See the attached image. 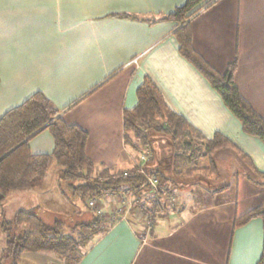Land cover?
<instances>
[{"label": "crops", "instance_id": "1", "mask_svg": "<svg viewBox=\"0 0 264 264\" xmlns=\"http://www.w3.org/2000/svg\"><path fill=\"white\" fill-rule=\"evenodd\" d=\"M186 1L0 0V117L41 93L66 123L87 132L85 152L96 175L130 171L137 157L124 141L123 112L136 106L137 88L147 77L172 112L206 139L221 133L264 173V144L242 132L220 96L179 54L177 24L161 20ZM189 24L194 50L213 69L224 73L236 59L238 93L264 119V0H205ZM157 139L146 166L164 171V143ZM28 147L32 154H50L52 137L43 131ZM216 154L230 157L234 174L216 164V185L166 180L178 190L179 204L158 215L146 242L138 240L140 225L130 216L93 238L79 264H256L261 220L235 229L233 222L264 202V187L237 174L239 161L231 152ZM40 190L12 196L29 198L31 210L24 211L45 218L47 192ZM61 202L48 205L66 210ZM110 209L106 204L104 212ZM19 264L63 263L53 254L27 252Z\"/></svg>", "mask_w": 264, "mask_h": 264}, {"label": "trees", "instance_id": "2", "mask_svg": "<svg viewBox=\"0 0 264 264\" xmlns=\"http://www.w3.org/2000/svg\"><path fill=\"white\" fill-rule=\"evenodd\" d=\"M204 3L205 0H187L161 20L177 24L174 35L179 54L220 96L225 108L239 122L242 132L264 144V119L243 100L234 83L236 59L228 64L224 73H219L192 46L189 20ZM136 97V106L123 112L124 141L136 154L150 150L153 137L154 144L157 137L163 141L166 169H154L161 184H166L169 179H179L176 175L185 165L201 155L202 147L195 143L198 140L205 146L210 165L187 168L183 176L194 173H199L200 178L216 176L217 166L213 157L218 152L228 151L239 161L241 168L237 174L264 187V173L256 169L246 154L221 133H214L212 139L204 138L183 117L167 107L160 91L149 78H144L137 88ZM43 131L52 137L53 150L50 154H32L28 142ZM87 137L84 129L66 123L59 110L38 92L0 117V205L11 192L37 188L41 181L48 178L51 169L57 167L60 192L67 200L81 201L87 214L85 220L68 227L67 221L72 220L69 215L47 222L33 212L17 211L12 230L7 223H0V229L5 233L0 264H19L22 254L27 252L53 254L63 264H79L91 239L104 234L100 228L102 221L88 207V200L103 193L117 194L123 187L138 192L143 176L134 169L135 175L131 177L109 170L95 174L94 163L85 152ZM254 218L261 220L263 231L262 253L256 264H264V202L235 217L233 229ZM64 228H69L73 235L64 234Z\"/></svg>", "mask_w": 264, "mask_h": 264}, {"label": "built area", "instance_id": "3", "mask_svg": "<svg viewBox=\"0 0 264 264\" xmlns=\"http://www.w3.org/2000/svg\"><path fill=\"white\" fill-rule=\"evenodd\" d=\"M135 62L136 59L133 60V63ZM151 159L152 153L150 150L137 154L133 169L143 176L138 192L123 187L117 194L103 193L88 200V207L102 221L101 229L103 231L108 230L116 222L127 221V216L131 214L130 216H134L140 225L137 232L138 240L144 243L150 237L158 215L166 210L173 211L177 209L179 201L173 187L167 183L161 184L154 170L146 166ZM132 170L123 171L122 174L131 177L135 175ZM106 204H109L111 209L104 212Z\"/></svg>", "mask_w": 264, "mask_h": 264}, {"label": "rangeland", "instance_id": "4", "mask_svg": "<svg viewBox=\"0 0 264 264\" xmlns=\"http://www.w3.org/2000/svg\"><path fill=\"white\" fill-rule=\"evenodd\" d=\"M195 143L201 145V155L197 156V158H194L192 160L191 163L186 164L184 169H182L181 173L176 175V178L179 179H184L183 181H187V182H192V181H199L198 179H208L210 181V183L215 184L217 183L219 177L217 176H212V177H203L200 178L198 177L199 173H194L188 176H183L184 174V170H187V168H191V167H196V168H202V167H209L210 165V159L208 157V155H206V150H205V146L203 143H201V141L195 140ZM137 157V154H136ZM213 160L215 161V163L217 164L218 167H222L225 169V171H227L230 175L231 173L234 174V170L231 172L230 171V167L229 165H231V160L230 157L228 159H225L223 157H219L218 154H215L213 157ZM240 166L238 168V171H240ZM58 172H59V168L57 167H53L50 171V174L48 176V178L44 181H41L37 187V189L39 188V190L41 192L46 191L47 192V196L45 197V199L48 200L47 203V216L44 218L47 220V222H52L55 219L61 218L63 216L69 215L70 218L72 219L71 221H67V226L71 227L74 225V223L80 222L85 220L87 214L85 212V207L83 206V204L81 203V201H69L68 204L67 201H62L60 200V196L58 194V192L60 193L59 189L56 187V182L58 181ZM224 173V172H223ZM218 178V179H217ZM217 180V181H216ZM216 181V182H215ZM174 192L178 193V190L176 191L175 188L173 187ZM36 193V192H35ZM17 193L12 196V192L8 194L7 199L5 200V202L3 204L0 205V223H7L9 229H13V217L14 214L19 211V210H27L29 207H31V204H29V201H31L29 198L27 197H20V196H16ZM42 196V195H41ZM43 199V197H42ZM58 199V201H62L61 203H64L65 206L67 207V209L65 210V208L63 209V211H59V208L55 207V206H51L49 207V202H54ZM202 201L199 202H195L194 203V207L198 206L199 204H201ZM59 205V204H58ZM57 205V206H58ZM73 205V206H72ZM56 209V210H55ZM70 209H71V213H70ZM73 209H75L76 211H74ZM31 210V209H28ZM65 210V211H64ZM79 215H82L81 217ZM131 215V214H130ZM130 215H128L127 217L129 218ZM127 218V219H128ZM139 220V219H138ZM101 228V227H100ZM103 231V230H102ZM104 232V231H103ZM64 234L66 235H73L72 231L69 230V228H64ZM99 237V236H96ZM94 237V239L96 238ZM93 239V238H92ZM91 239V240H92ZM93 239V240H94ZM92 241H90L91 243ZM90 245V244H89ZM5 246V233L2 232V230L0 229V256H1V252L3 250ZM8 264V263H5Z\"/></svg>", "mask_w": 264, "mask_h": 264}]
</instances>
